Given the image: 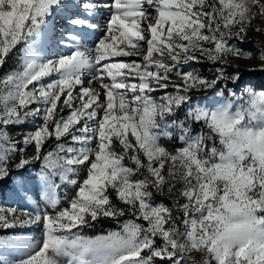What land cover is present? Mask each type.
I'll return each instance as SVG.
<instances>
[{
    "label": "snow or ice",
    "instance_id": "snow-or-ice-1",
    "mask_svg": "<svg viewBox=\"0 0 264 264\" xmlns=\"http://www.w3.org/2000/svg\"><path fill=\"white\" fill-rule=\"evenodd\" d=\"M65 18L71 30L58 44L71 51L41 56L34 46ZM258 18L264 0H0V69L26 46L19 67L0 75V180L14 168L26 190L24 173L40 161L47 201L0 207V230L42 228L39 241L0 237V264H264V91L211 107L192 97L239 79L225 68L230 57L252 59L237 44L264 31L253 28ZM81 30L104 35L85 49ZM129 57L138 59H114ZM257 58L264 70V50ZM205 60L218 65L214 78L187 70ZM29 120L33 130L9 134ZM177 131L181 146L170 149L162 140ZM62 185L75 189L67 207ZM101 218L118 229L81 234Z\"/></svg>",
    "mask_w": 264,
    "mask_h": 264
},
{
    "label": "rangeland",
    "instance_id": "rangeland-1",
    "mask_svg": "<svg viewBox=\"0 0 264 264\" xmlns=\"http://www.w3.org/2000/svg\"><path fill=\"white\" fill-rule=\"evenodd\" d=\"M107 2V0H97V3L100 5H103V3ZM73 13H63L65 17L68 15H71ZM83 18V17H81ZM109 18V12L106 8L101 7L97 17L95 18V22L99 23L102 27L105 25L106 21ZM257 25L261 27V29H264V21L261 19H257L253 23V28H255ZM71 28L68 25L67 19H57L54 24L49 28L47 33L39 40V42L34 46L37 50V52L44 56L45 58H55L56 56H59L61 54H68L71 49L66 48L62 45L58 44V39L61 36V34L66 33L70 31ZM84 35L83 38L79 41V46L81 48H92L95 46L97 38L102 37L104 33L102 31H95L92 32L90 30H81ZM251 41H258L259 43H254ZM232 43H236L235 40L232 41ZM238 47L246 50L251 51L254 55L252 59H237L235 57L229 58V65L226 66L225 71L228 74L229 77L232 75L239 73V79L233 82L231 79L222 81L217 85L215 89H209L206 91H193L192 97H193V104L194 105H200V106H214L219 103H224L227 100H234L239 101L241 96L245 93L246 89H254L256 91H264V70H260L261 61L257 58L258 54L262 49L261 46H264V31L256 32L252 29L249 30L247 37L245 38V42L243 44H237ZM25 45H18L17 48L13 51L10 58L8 59L5 67L3 69H0V75H3L4 73L8 72L9 70L18 68L22 56L24 54ZM116 60H124V61H130L133 59H138L137 57H129V58H114ZM199 63L192 64L190 67L187 68V70L195 69L197 72H199L202 76H205L209 79L214 78L216 74V68L218 65L213 64L210 61H203L198 66ZM223 90L224 95L220 96L218 93ZM171 91V89H169ZM229 91L235 92L236 97H232L229 95ZM163 91H158L154 93L155 96L159 97L163 95ZM244 99H247V96H243ZM187 107H182L180 110H178L176 114V119L178 121H183L187 119ZM65 114H67V110H65ZM171 119V118H170ZM36 123H40L39 119L36 121ZM35 125L31 120L26 122L23 125L19 126H9L8 131L9 134L19 139L22 134L33 130ZM195 131H207L205 128H203L202 124H195L194 125ZM171 131V129H169ZM178 131L174 133L173 140H162V143H165L166 146H168L170 149L180 147V143L177 140ZM55 145V141L53 140L47 145V148L50 150ZM28 154H32L33 149L31 147L28 148ZM41 169V162L37 161L30 169H28L24 175L28 176L29 179L26 183V190L25 188L19 187L17 183V179L19 176V172L16 169H11V176L8 178H5L3 180H0V207H3L5 209L8 208H16L17 210L22 209H28L33 210L37 208H44L47 204V201L45 199L44 195V187L43 184L37 179V177L40 174ZM81 179L84 176V173L81 174ZM57 183H60L59 180H57ZM58 195L60 197L61 203L59 207H67L68 206V200L75 195V189L73 186H61V189L58 192ZM113 199L115 201V197L113 196ZM154 199L157 203H165L168 206H171L172 201L168 197H162L159 195H155ZM51 210V209H49ZM132 217L125 216L121 218V221L124 219H130ZM108 218L103 219L101 218L99 221L95 222L93 227L85 228L82 230V235L85 236H96L102 233H107L108 231L118 229V223L112 219L110 220V223L105 224L106 226L110 227L108 230H101L103 228L98 229L96 224H101L108 222L106 221ZM104 227V226H103ZM102 232H99V231ZM12 235H26L31 238H34V240L39 241L42 238V228L38 225H33L30 228L22 229V230H0V237H6V236H12ZM159 243V241H158ZM12 255H19V254H12ZM192 258L200 262L202 260V257L198 254L193 252ZM60 264H67V258H61Z\"/></svg>",
    "mask_w": 264,
    "mask_h": 264
},
{
    "label": "trees",
    "instance_id": "trees-1",
    "mask_svg": "<svg viewBox=\"0 0 264 264\" xmlns=\"http://www.w3.org/2000/svg\"><path fill=\"white\" fill-rule=\"evenodd\" d=\"M201 63H199L198 64V66L200 65ZM103 219H106V218H103ZM106 221H108V222H105V223H103V224H101L102 226H100V224L98 225V224H96L97 225V228L98 229H100V228H103V229H101V230H108L110 227H108V226H106L105 224H108V223H110V220L108 219V220H106ZM104 226V227H103ZM106 228H108V229H106ZM99 231V230H98ZM99 232H102V231H99Z\"/></svg>",
    "mask_w": 264,
    "mask_h": 264
}]
</instances>
